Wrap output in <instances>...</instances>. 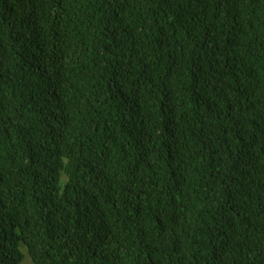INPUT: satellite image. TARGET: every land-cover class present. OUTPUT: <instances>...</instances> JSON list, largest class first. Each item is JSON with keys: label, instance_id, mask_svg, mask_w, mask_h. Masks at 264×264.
I'll return each mask as SVG.
<instances>
[{"label": "trees", "instance_id": "16d2710c", "mask_svg": "<svg viewBox=\"0 0 264 264\" xmlns=\"http://www.w3.org/2000/svg\"><path fill=\"white\" fill-rule=\"evenodd\" d=\"M264 264V0H0V264Z\"/></svg>", "mask_w": 264, "mask_h": 264}, {"label": "rangeland", "instance_id": "374dc122", "mask_svg": "<svg viewBox=\"0 0 264 264\" xmlns=\"http://www.w3.org/2000/svg\"><path fill=\"white\" fill-rule=\"evenodd\" d=\"M20 251L22 253V261L20 264H32V262L30 261L29 257L26 254L25 248L23 247V245L20 246Z\"/></svg>", "mask_w": 264, "mask_h": 264}]
</instances>
